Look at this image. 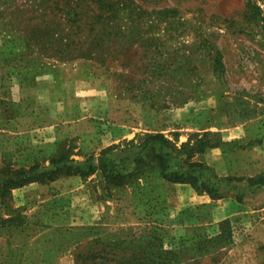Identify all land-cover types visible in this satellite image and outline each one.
<instances>
[{
    "label": "rangeland",
    "instance_id": "obj_1",
    "mask_svg": "<svg viewBox=\"0 0 264 264\" xmlns=\"http://www.w3.org/2000/svg\"><path fill=\"white\" fill-rule=\"evenodd\" d=\"M127 2L139 34L125 14L108 49L62 60L37 40L50 2L0 0V177L129 157L122 183L64 171L0 195V264H264V0ZM156 133L171 170L204 162L196 185L136 163Z\"/></svg>",
    "mask_w": 264,
    "mask_h": 264
},
{
    "label": "trees",
    "instance_id": "obj_2",
    "mask_svg": "<svg viewBox=\"0 0 264 264\" xmlns=\"http://www.w3.org/2000/svg\"><path fill=\"white\" fill-rule=\"evenodd\" d=\"M38 7H42L46 2H50L48 8L53 12L52 28L44 36H39L37 39L40 42L47 40L50 45L52 56L59 59H73L81 56H89L95 58L96 52L102 49H108L113 43L114 32L125 34L127 22H124L125 14L134 15L135 19L132 22H137L134 27L138 34L141 31L142 15L145 11L141 6H133L128 3V0H36ZM131 7V8H130ZM134 9V11H132ZM136 11V12H135ZM122 21V23H121ZM133 24V23H132ZM66 25H69V30L66 31ZM4 48L6 58L11 52L17 51L16 41L7 40ZM110 53L107 55L109 56ZM6 58L4 60H6ZM100 59V57H98ZM107 62V60H103ZM160 142L159 148L152 145L151 142ZM203 142V141H201ZM129 144H135L134 141ZM143 147L148 149L143 155H138L135 158L137 164L144 163L145 166L155 161V170L164 178L175 182H191L197 184V175L193 174L194 169L204 166L203 161H191L189 169L175 170L170 169V157L172 152L176 150V146L162 133L148 135L142 142ZM165 146L171 149H165ZM189 144H183L182 148L188 147ZM211 146H219L211 144ZM181 148V149H182ZM194 148V147H193ZM110 148L104 150L98 159V162L89 158L85 163H75L74 159L67 158L68 155H61V157L54 159L53 169L47 171H39L38 166H33L29 169L20 168L5 176L0 177V195H8L12 189L24 186L28 183L43 180L44 178L53 179L58 173H79L82 175H89L102 168L113 182L122 183L128 176L124 174L120 167H124L122 161L129 159V157L116 159H108L106 152ZM205 146L200 147L199 151H204ZM193 156L190 152L189 159ZM70 160V161H69ZM124 169V168H123ZM250 177L249 179H252ZM205 188L211 193L217 194V189L214 187Z\"/></svg>",
    "mask_w": 264,
    "mask_h": 264
},
{
    "label": "crops",
    "instance_id": "obj_3",
    "mask_svg": "<svg viewBox=\"0 0 264 264\" xmlns=\"http://www.w3.org/2000/svg\"><path fill=\"white\" fill-rule=\"evenodd\" d=\"M35 88H36V89H35V93L37 94V92H38V87L35 86ZM22 89H23V88H22ZM50 93H51V92H50ZM50 93H49L48 90H47L46 92L43 93V96H44V97H48V96L50 95ZM2 94H3V87H2V82H1V78H0V97L2 96ZM37 97H38V96H37ZM35 100H37V101H36L37 105H39V104H43V103H41V102L38 103V98L35 99ZM206 161L209 162V160H206ZM223 161H224V160H223ZM38 236H39V235H36V236H34V238L37 239ZM36 239H35V240H36ZM11 252L15 253V252H17V251L14 252V250H12ZM21 252H22V253H25L24 251H21ZM46 252H47V251H45V253H43V257H42V258H44V256H46ZM17 253H18V252H17ZM22 253H21V254H22ZM21 256H22V255H21ZM16 257H17V254H16ZM42 260H43V259H42ZM43 262H44V261H43ZM44 264H51V263H48V262L45 261Z\"/></svg>",
    "mask_w": 264,
    "mask_h": 264
}]
</instances>
